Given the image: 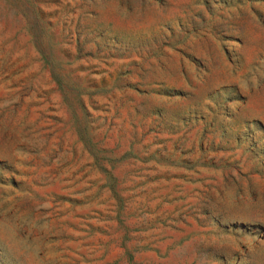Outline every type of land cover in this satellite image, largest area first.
<instances>
[{"label": "rangeland", "instance_id": "obj_1", "mask_svg": "<svg viewBox=\"0 0 264 264\" xmlns=\"http://www.w3.org/2000/svg\"><path fill=\"white\" fill-rule=\"evenodd\" d=\"M0 264H264V0H0Z\"/></svg>", "mask_w": 264, "mask_h": 264}]
</instances>
